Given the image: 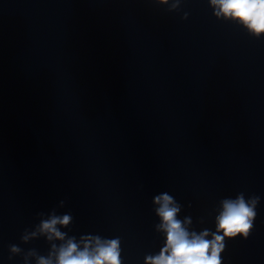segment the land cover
I'll return each mask as SVG.
<instances>
[{"label": "water", "instance_id": "obj_1", "mask_svg": "<svg viewBox=\"0 0 264 264\" xmlns=\"http://www.w3.org/2000/svg\"><path fill=\"white\" fill-rule=\"evenodd\" d=\"M172 2L0 0V264H24L10 245L47 256L21 236L53 211L146 264L165 243L154 197L199 233L241 192L257 216L222 264H264V35Z\"/></svg>", "mask_w": 264, "mask_h": 264}, {"label": "clouds", "instance_id": "obj_2", "mask_svg": "<svg viewBox=\"0 0 264 264\" xmlns=\"http://www.w3.org/2000/svg\"><path fill=\"white\" fill-rule=\"evenodd\" d=\"M156 2L168 4L169 0ZM209 3L217 19L236 21L257 39L264 35V0H209ZM180 4L181 0H173L169 11L176 10ZM187 15L184 13L183 18L187 19ZM259 202V196L252 195L246 199L243 192L235 198H224L215 218V232L205 229L196 233L188 230L190 218L183 221L178 218L180 205L172 196L164 193L154 197V203L159 205L156 214L161 220L157 227L165 233V243L157 256L146 258V264H222L221 253L225 250L226 238L249 237ZM38 215L40 222L31 231L25 229L21 240L28 243L44 237L50 244L48 255H40L35 249L23 252L19 246L10 245V260L23 253L24 264H29V258H35L36 264H121L118 238L101 240L98 236L89 235L82 236L78 243L75 237H67L60 230L70 225L71 214L57 215L53 211L46 216L44 213ZM210 235L212 238L208 239Z\"/></svg>", "mask_w": 264, "mask_h": 264}]
</instances>
